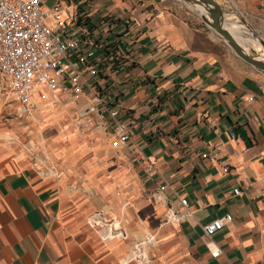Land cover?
I'll use <instances>...</instances> for the list:
<instances>
[{
  "label": "crops",
  "instance_id": "1",
  "mask_svg": "<svg viewBox=\"0 0 264 264\" xmlns=\"http://www.w3.org/2000/svg\"><path fill=\"white\" fill-rule=\"evenodd\" d=\"M51 1L78 5L67 33L86 28L113 51L105 99L133 135L120 148L102 138L85 149L102 191L90 224L93 207L71 189L77 168L59 176L31 164L32 119L18 116L0 77V264H125L147 234L149 264H264V75L169 0ZM215 1L243 48L264 42V0ZM169 206L177 222L166 221ZM111 220L121 230L109 238Z\"/></svg>",
  "mask_w": 264,
  "mask_h": 264
},
{
  "label": "built area",
  "instance_id": "2",
  "mask_svg": "<svg viewBox=\"0 0 264 264\" xmlns=\"http://www.w3.org/2000/svg\"><path fill=\"white\" fill-rule=\"evenodd\" d=\"M48 1L0 0L3 94L18 105V116L23 119H33L42 103L58 107L66 99L83 98L86 104L77 108L74 115L79 128L81 123L102 128L111 139V146L120 148L131 141L133 133L105 99L109 94L106 83L114 75V53L86 28L81 29L80 37L66 32L67 23L77 19L78 5L62 1L47 7ZM140 156L137 150L135 158ZM166 189L165 183L161 190ZM233 193L238 195L239 190L234 189ZM178 203L181 207L187 205L183 198H178ZM166 221H178L170 206ZM229 221L230 216L216 219L203 227L204 234L210 236ZM112 230L116 232L112 236L119 235L118 229ZM138 251L137 255H142V250ZM219 254L216 250L211 256Z\"/></svg>",
  "mask_w": 264,
  "mask_h": 264
},
{
  "label": "rangeland",
  "instance_id": "3",
  "mask_svg": "<svg viewBox=\"0 0 264 264\" xmlns=\"http://www.w3.org/2000/svg\"><path fill=\"white\" fill-rule=\"evenodd\" d=\"M169 1L179 5L181 11H184L191 17L202 21L196 13H190L185 6L186 4L192 6L193 3L186 2V4H182L175 0ZM51 5L52 1L49 0L47 7ZM233 38L238 40L234 35ZM254 39L253 47L256 54L264 55V48L261 46L260 40L255 37ZM244 48L249 54H252V51L247 46ZM75 100L76 99H66L63 101V104L58 107H52L46 102L40 104V111L32 120H30V162L36 168L46 171V173L50 174L55 172L59 176L69 171L70 167L77 168L74 183L75 187H68L74 191L72 193H76V199L80 203H86L88 206L90 204V206L93 207L92 213L87 217V222L91 224V221L93 220L92 222H95L94 220L96 216L100 214L97 208L101 205L100 194L102 191L100 188H94L91 185L89 182L91 181V175L84 170L87 162L91 163L93 161L92 157L87 155L89 153L85 149L88 147L96 148L97 141L102 138L107 142L104 146L107 145L109 149L113 148L111 146V139L102 128L95 127L89 123H81L82 126L79 128L74 119V115L77 108H82L84 104H79L78 100ZM92 136L94 139L91 138ZM52 168L54 170H52ZM116 195L118 196L119 193H116ZM105 225H107V223ZM109 225L118 228V232L121 230L116 221L114 222L111 220ZM97 229L102 233L103 229L100 228V225L97 226ZM116 236L109 235L111 238ZM153 244L154 235L147 234L142 239L141 247L138 246L139 242L133 244L137 247L134 248L135 250H132V248L130 249L124 259L126 260L125 264H136L139 260L140 264H149L148 249L153 246ZM140 249H142V255H137L138 250Z\"/></svg>",
  "mask_w": 264,
  "mask_h": 264
},
{
  "label": "water",
  "instance_id": "4",
  "mask_svg": "<svg viewBox=\"0 0 264 264\" xmlns=\"http://www.w3.org/2000/svg\"><path fill=\"white\" fill-rule=\"evenodd\" d=\"M195 5H202L204 16L201 18L206 27L211 29L219 36L231 49V51L243 62L253 67L258 72L264 74V55L256 54L255 49H251L252 54L245 51L237 40L233 38V34L223 25V10L215 0H187ZM235 33L237 31H234ZM238 34V32H237ZM264 48L263 41H260Z\"/></svg>",
  "mask_w": 264,
  "mask_h": 264
},
{
  "label": "bare ground",
  "instance_id": "5",
  "mask_svg": "<svg viewBox=\"0 0 264 264\" xmlns=\"http://www.w3.org/2000/svg\"><path fill=\"white\" fill-rule=\"evenodd\" d=\"M184 1L188 2L187 0H184ZM188 3H191V2H188ZM192 7L195 9V12H196V14L198 15L199 18H202L204 16V10H203V6L202 5L192 4ZM224 26H226V27L228 26L229 29H230L229 31L232 34H235L234 30H238L239 29L238 23H226ZM105 229H107V230H105V232H107L109 235H111V233L116 234V232H113V230H112V229H117L115 226H111L110 229L109 228H105Z\"/></svg>",
  "mask_w": 264,
  "mask_h": 264
}]
</instances>
